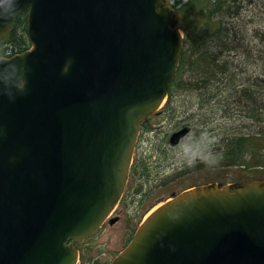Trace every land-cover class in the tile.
Instances as JSON below:
<instances>
[{"label":"water","instance_id":"1","mask_svg":"<svg viewBox=\"0 0 264 264\" xmlns=\"http://www.w3.org/2000/svg\"><path fill=\"white\" fill-rule=\"evenodd\" d=\"M25 9L31 47L0 56V264H76L74 243L122 196L184 35L166 0H19L0 35ZM112 264H264V180L182 191Z\"/></svg>","mask_w":264,"mask_h":264},{"label":"trees","instance_id":"2","mask_svg":"<svg viewBox=\"0 0 264 264\" xmlns=\"http://www.w3.org/2000/svg\"><path fill=\"white\" fill-rule=\"evenodd\" d=\"M250 1L168 0L184 32L180 65L169 93L174 85L180 91L190 89L201 106L213 101L215 110L220 106L229 117L234 112L252 122L250 131L229 125L232 131L215 152L221 156V166H237L248 179H254L264 175V130L252 128L261 118L263 105L258 83L250 81ZM28 47L25 11L16 17L12 29L0 36V52L12 54ZM255 79L264 82V76ZM211 107L207 108L214 112Z\"/></svg>","mask_w":264,"mask_h":264},{"label":"rangeland","instance_id":"3","mask_svg":"<svg viewBox=\"0 0 264 264\" xmlns=\"http://www.w3.org/2000/svg\"><path fill=\"white\" fill-rule=\"evenodd\" d=\"M261 33H264V0H252L250 1V81L255 85L258 83L257 87L260 89V95L259 93L258 95L261 96L263 105L261 118L252 128L254 129L256 126L263 131L264 82L255 79L257 76H264V39L261 38L264 36H259ZM0 55H4V52L1 51ZM213 105L214 103L211 101L209 105L206 103L201 106L195 92L190 89L180 91L176 89L175 85L173 86V92L168 95L161 107L168 111L165 112L167 121L159 123L161 127L159 134L155 135L154 132H149L148 135L146 133V136L150 138L149 141L160 145V152L157 153L164 155L159 168L162 180L153 182L152 178H148V180L145 178L141 182L137 181L136 185L134 183L137 194L131 196L124 204L121 200L109 217V220L113 218L116 220L106 222L94 235L80 244L78 264H110L115 255L131 239L134 226L140 224L145 215L161 201L186 188L208 182L228 184L248 180L244 169L237 166L224 167L221 166V162L211 167L200 162H197L193 167L182 165L178 159L181 144L172 147L166 140L167 131H170L175 125L174 121L170 120L171 116L181 121L187 120L193 126L184 142L192 141L194 136L199 137L204 133L215 141L214 150L220 149L219 146L223 142L224 136L227 132L232 131L229 129V125L233 124L234 130L250 131L251 121L239 117L238 113L231 114L228 111L231 114L229 117L226 112L220 109V106H218V110H215ZM209 106H213L211 108L215 111L210 112V109L207 108ZM148 144L149 142L145 138L143 148L146 149ZM150 174H153L152 170ZM254 178H264V175H257Z\"/></svg>","mask_w":264,"mask_h":264},{"label":"flooded vegetation","instance_id":"4","mask_svg":"<svg viewBox=\"0 0 264 264\" xmlns=\"http://www.w3.org/2000/svg\"><path fill=\"white\" fill-rule=\"evenodd\" d=\"M166 111V109H160L159 111L146 118L141 124L140 133L134 151L132 166L129 173L128 183L121 199L123 204L131 196L133 197L137 194L136 188H134V183L136 185L137 181L141 182V180L145 178L147 180L148 178H152L153 182L162 180V174L159 168L161 166L160 163L163 160L164 155L162 156V153H157L160 152V145L156 144V142H152L151 140L149 141L150 138L149 136H146V133H148V135L149 132H154L155 135L160 133L161 127L159 123L162 121H167V119L165 120ZM170 120L174 121L175 125H173L170 131H167L168 135L166 140H168L169 145H171L172 147H176L179 146L182 141H185L187 135L192 131L193 126L187 120L184 119L181 121L171 116ZM187 124L191 125V129L187 133H185L177 143H173L171 140L173 133L182 129ZM145 138L149 142L148 146L145 147L147 150L143 148ZM151 170L153 171V174H150ZM115 220L116 218H113L108 221L114 222ZM138 225L134 226L131 237L133 236Z\"/></svg>","mask_w":264,"mask_h":264},{"label":"clouds","instance_id":"5","mask_svg":"<svg viewBox=\"0 0 264 264\" xmlns=\"http://www.w3.org/2000/svg\"><path fill=\"white\" fill-rule=\"evenodd\" d=\"M19 6V0H0V20L7 21L14 15ZM69 64L71 61L69 60ZM67 72V66L64 68ZM215 141L202 133L199 137H193L192 141L181 142L178 159L182 165L193 167L197 162L207 166H215L220 162L221 156L215 152Z\"/></svg>","mask_w":264,"mask_h":264}]
</instances>
